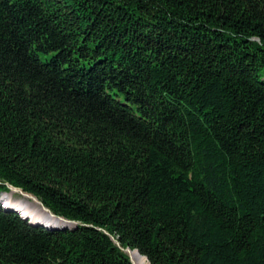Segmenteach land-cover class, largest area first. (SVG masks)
I'll use <instances>...</instances> for the list:
<instances>
[{"label": "trees", "instance_id": "trees-1", "mask_svg": "<svg viewBox=\"0 0 264 264\" xmlns=\"http://www.w3.org/2000/svg\"><path fill=\"white\" fill-rule=\"evenodd\" d=\"M125 248L264 264V0H0V264Z\"/></svg>", "mask_w": 264, "mask_h": 264}, {"label": "water", "instance_id": "water-1", "mask_svg": "<svg viewBox=\"0 0 264 264\" xmlns=\"http://www.w3.org/2000/svg\"><path fill=\"white\" fill-rule=\"evenodd\" d=\"M7 186L9 187L10 191H9V192H5V193H3V196H4L5 198H7L9 195H10V196H13V194L18 193V194H20V195L22 196V198H28L30 201L35 200V201H37V202L40 204L42 211L46 213V216H47L48 220L55 221V222H52V221H45V220L33 221V217H32L31 214H29V215H25V217L30 218V222H32V223H39V224H42V225H44V226H46V227H49V226L57 227V226H61V225H75V224H77V222H75V221H72V220L66 219V218H64V217H62V216L56 215V214H55L54 212H52L48 207H46V206L43 204V202L40 201L39 198H38L37 196H35L34 194L28 193V192L24 191L22 188H19V187L13 186V185H11V184H7ZM18 199H20V198H18ZM23 202H24V201H23ZM27 202H28V201H27ZM24 203L27 204L26 202H24ZM25 204H24V205L21 204V205H22V206H21L22 209L25 208ZM27 205H28V204H27ZM12 209L17 210L18 212H20V210H18V209L15 208V207H12ZM20 213H21V212H20ZM33 214H34V213H33ZM111 238H112V237H111ZM115 242H117V241H115ZM124 251L128 254V256H129L131 262H132L133 264H136L135 261L133 260L132 252H133V251H136V252L139 253V251L136 250V249H135V250H132V249H130V248H125ZM139 254H140V253H139ZM140 256H142V255L140 254ZM143 257H144V256H143Z\"/></svg>", "mask_w": 264, "mask_h": 264}, {"label": "bare ground", "instance_id": "bare-ground-1", "mask_svg": "<svg viewBox=\"0 0 264 264\" xmlns=\"http://www.w3.org/2000/svg\"><path fill=\"white\" fill-rule=\"evenodd\" d=\"M7 198H8L7 201H10L11 199H13V196L9 195ZM27 199L28 198H22V201H18L17 200V201L13 202L21 210H24L23 212L20 211L22 213V215H24L23 213L29 212V213H31V215L34 218V220H38L39 218L42 219V220H48V218L46 216V213L42 211L40 204L37 201H35V200L30 201L29 199L28 200ZM23 201L26 202L28 205L25 204ZM21 204L22 205L25 204V208L24 209L21 208V206H22ZM48 221H52V220H48ZM132 256H133V260L135 261L136 264H148L146 258L143 257V256H140V254L138 252L133 251L132 252Z\"/></svg>", "mask_w": 264, "mask_h": 264}, {"label": "rangeland", "instance_id": "rangeland-1", "mask_svg": "<svg viewBox=\"0 0 264 264\" xmlns=\"http://www.w3.org/2000/svg\"><path fill=\"white\" fill-rule=\"evenodd\" d=\"M3 198H5L4 196H3ZM18 198H20V199H18ZM7 199L8 198H5V199H3V201L4 202H7V205L8 206H12V207H16L18 210H20V211H24V210H21L17 205H15V203H13L14 201H22V196L20 195V194H18V193H15V194H13V199H11L10 201H7ZM28 200V199H27ZM10 204V205H9ZM26 212V211H25ZM24 215H29V214H31V213H29V212H26V213H23ZM33 220H34V218H33ZM38 220H40V219H38ZM45 221H48V220H45ZM52 222H54V221H52Z\"/></svg>", "mask_w": 264, "mask_h": 264}]
</instances>
